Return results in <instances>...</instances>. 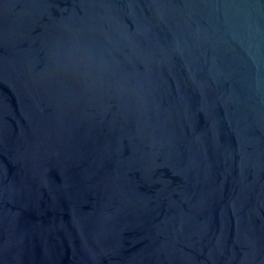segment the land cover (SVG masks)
<instances>
[{
    "label": "water",
    "instance_id": "obj_1",
    "mask_svg": "<svg viewBox=\"0 0 264 264\" xmlns=\"http://www.w3.org/2000/svg\"><path fill=\"white\" fill-rule=\"evenodd\" d=\"M0 264H264V0H0Z\"/></svg>",
    "mask_w": 264,
    "mask_h": 264
}]
</instances>
